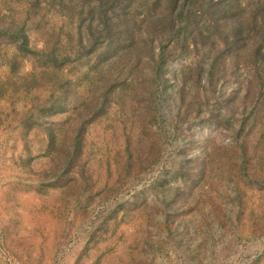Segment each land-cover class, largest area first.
Masks as SVG:
<instances>
[{
  "label": "rangeland",
  "instance_id": "rangeland-1",
  "mask_svg": "<svg viewBox=\"0 0 264 264\" xmlns=\"http://www.w3.org/2000/svg\"><path fill=\"white\" fill-rule=\"evenodd\" d=\"M237 1L241 48L168 0H0V264H264V0Z\"/></svg>",
  "mask_w": 264,
  "mask_h": 264
},
{
  "label": "trees",
  "instance_id": "trees-1",
  "mask_svg": "<svg viewBox=\"0 0 264 264\" xmlns=\"http://www.w3.org/2000/svg\"><path fill=\"white\" fill-rule=\"evenodd\" d=\"M178 2L179 0H168L167 3V7L169 6L170 8L169 10L177 11L175 15L177 20H175V18L168 19L166 16H162L161 19H159L163 22L161 27L165 26L168 31L172 30L175 21L178 22L181 20V29L186 32H191L192 29L195 28L198 34H200L204 30H199L197 17H204V19L212 24L210 27H213L214 31L219 34V43L223 48H241L246 44L250 33L257 28L256 17L252 9L248 8V5H242V3L237 0H208L206 3L200 0H183L180 7H178ZM193 6L197 8V16L194 14ZM103 29L109 33L110 43L112 40H116L115 32L121 31L116 25H111L109 23H104ZM130 29V26L124 27V30L127 31L125 35L131 33ZM261 33L264 34V27ZM125 39L124 45H128L132 43L133 37L131 36ZM145 42V46L150 50L151 43H148V41ZM193 42H198V40L195 39ZM202 42L204 41L202 40ZM216 59V57L211 59V66L215 64Z\"/></svg>",
  "mask_w": 264,
  "mask_h": 264
}]
</instances>
